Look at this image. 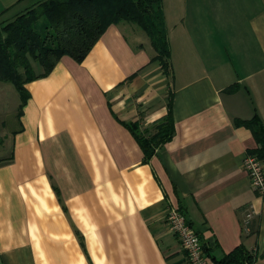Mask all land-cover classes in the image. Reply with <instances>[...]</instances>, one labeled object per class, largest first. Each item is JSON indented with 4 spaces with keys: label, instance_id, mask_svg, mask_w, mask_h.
<instances>
[{
    "label": "crops",
    "instance_id": "obj_1",
    "mask_svg": "<svg viewBox=\"0 0 264 264\" xmlns=\"http://www.w3.org/2000/svg\"><path fill=\"white\" fill-rule=\"evenodd\" d=\"M38 1L0 0V16ZM162 10L167 70L147 35L120 22L82 61L63 55L26 83L0 150V264H188L169 206L213 262L243 244L264 264V196L242 165L258 144L235 123L256 115L264 126V0ZM167 116L173 134L146 158L136 135Z\"/></svg>",
    "mask_w": 264,
    "mask_h": 264
},
{
    "label": "trees",
    "instance_id": "obj_2",
    "mask_svg": "<svg viewBox=\"0 0 264 264\" xmlns=\"http://www.w3.org/2000/svg\"><path fill=\"white\" fill-rule=\"evenodd\" d=\"M120 22L132 24L147 35L155 50L153 60L167 70L170 47L162 0H40L0 22V81L12 83L17 91V113H21L28 95L26 83L47 74L63 55L82 61L107 27ZM33 63L42 71L37 73ZM257 117L236 119L235 123L251 129L258 144L254 153L264 160V126ZM172 134V119L167 116L151 137H136L147 158ZM245 248L238 244L213 264H252L255 256Z\"/></svg>",
    "mask_w": 264,
    "mask_h": 264
},
{
    "label": "built area",
    "instance_id": "obj_3",
    "mask_svg": "<svg viewBox=\"0 0 264 264\" xmlns=\"http://www.w3.org/2000/svg\"><path fill=\"white\" fill-rule=\"evenodd\" d=\"M243 168L247 172L249 184L260 196H264V160L255 153H248L243 157ZM252 210L245 213L244 222L251 217ZM164 219L170 231L177 237L184 251L188 264H213L206 252L196 230L187 222L184 214L175 206H169Z\"/></svg>",
    "mask_w": 264,
    "mask_h": 264
},
{
    "label": "rangeland",
    "instance_id": "obj_4",
    "mask_svg": "<svg viewBox=\"0 0 264 264\" xmlns=\"http://www.w3.org/2000/svg\"><path fill=\"white\" fill-rule=\"evenodd\" d=\"M19 7H14L0 16V22L12 19ZM20 101L18 93L10 82L0 81V150L7 148L10 144L9 137L17 127L16 106ZM8 137L7 141L5 137Z\"/></svg>",
    "mask_w": 264,
    "mask_h": 264
}]
</instances>
